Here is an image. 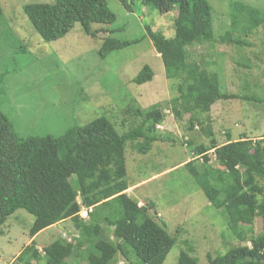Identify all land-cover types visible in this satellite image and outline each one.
Segmentation results:
<instances>
[{
    "label": "rangeland",
    "instance_id": "obj_1",
    "mask_svg": "<svg viewBox=\"0 0 264 264\" xmlns=\"http://www.w3.org/2000/svg\"><path fill=\"white\" fill-rule=\"evenodd\" d=\"M206 1L211 6L215 42L190 48V61L217 74L221 93L264 100V0ZM53 2L0 0V111L16 136L60 137L74 126L101 117L122 135L140 124L141 119L133 115L135 109L157 105L165 119L156 131L165 139L152 144L146 155L136 151L135 143H127L125 165L128 185L135 187L127 196L145 207L155 222L164 224L176 240L163 264H178L181 252L198 264H208V256H221L243 245L227 228V215L211 206L184 166L192 162L204 177L203 160L195 157V149L210 145L212 138L204 134L209 128L219 145L228 135L232 141L243 136L253 141L264 137V103L219 101L202 117L210 121L190 131L188 115L177 122L171 111V102L178 95L176 82L165 78L159 55L144 37L145 26H149L172 39L175 12L161 15L150 6L151 0H133V12L128 13L118 0H106L116 17L112 25H90L95 33L92 38L76 24L63 38L46 43L29 23L23 7ZM106 38L141 41L101 59L99 49ZM146 65L154 73L152 81L133 84ZM68 180L75 186V176ZM33 221L32 215L19 210L0 227V264H25L17 258L30 244ZM62 225L66 232L74 233L71 221ZM102 228V238L115 241L111 231ZM252 229L253 236L262 233L261 218L255 219ZM58 238L63 236L56 228L41 234L35 243L37 251L43 254L44 247ZM72 262L67 259L68 264ZM111 264L129 263L118 254Z\"/></svg>",
    "mask_w": 264,
    "mask_h": 264
},
{
    "label": "trees",
    "instance_id": "obj_2",
    "mask_svg": "<svg viewBox=\"0 0 264 264\" xmlns=\"http://www.w3.org/2000/svg\"><path fill=\"white\" fill-rule=\"evenodd\" d=\"M118 1L126 12H133V0ZM150 6L161 15L176 13L172 39L149 26H145L144 37L159 55L165 78L176 82L178 95L171 102V111L177 122L188 115V130L192 131L197 124L210 121L202 117L219 101L264 103L252 97L221 93L217 74L190 61V48L215 42L211 6L206 0H151ZM23 12L46 43L63 38L76 24L93 38L90 25H112L116 21L106 0H54L51 4L26 5ZM2 16L0 7V19ZM140 41L106 38L99 56L105 59ZM153 76L146 65L132 83L143 85L151 82ZM133 115L141 119L140 124L122 135L107 118L101 117L74 126L60 137L19 139L0 111V227L23 210L34 218L30 238L67 220L74 228L73 234L62 232L71 242L58 238L44 247L43 254L32 241L19 254V261L68 264L67 259L72 258V264H111L119 254L129 264L164 263L176 240L169 236L164 224L155 222L145 207L126 195L129 185L125 150L127 143H135L136 151L146 155L152 144L162 142L165 138L157 134V126L163 124L165 115L157 105L148 110L137 108ZM204 134L212 138L210 145L195 149V157L203 160L204 177H200L192 162L184 167L211 206L227 215V228L243 244L224 255L208 256V264H264V137L253 141L243 136L232 141L228 135V140L219 145L210 128ZM71 176L76 177L75 186L68 180ZM80 205L93 208L87 222L78 216ZM257 217L262 220L263 230L253 236ZM102 225L111 231L115 241L102 238ZM178 264L198 261L181 252Z\"/></svg>",
    "mask_w": 264,
    "mask_h": 264
},
{
    "label": "built area",
    "instance_id": "obj_3",
    "mask_svg": "<svg viewBox=\"0 0 264 264\" xmlns=\"http://www.w3.org/2000/svg\"><path fill=\"white\" fill-rule=\"evenodd\" d=\"M157 129L160 130L161 126H157ZM79 204H80V202H79ZM92 211H93L92 207L87 208V207L80 205V211L78 213V216L83 221L87 222L90 219V214L92 213ZM62 236H63V239H66L68 242H71L72 239L70 237H68L66 233H63Z\"/></svg>",
    "mask_w": 264,
    "mask_h": 264
},
{
    "label": "crops",
    "instance_id": "obj_4",
    "mask_svg": "<svg viewBox=\"0 0 264 264\" xmlns=\"http://www.w3.org/2000/svg\"><path fill=\"white\" fill-rule=\"evenodd\" d=\"M214 106V105H213ZM212 106V107H213ZM223 144V143H222ZM222 144H220V145H222ZM131 189H135V187H133V186H131V185H129V189L125 192L126 193V195H128L127 193H128V191H131ZM129 197V196H128ZM80 201L78 200V203H79ZM68 221V220H67ZM67 221H65V222H67ZM65 222H63V223H65ZM62 223V224H63ZM62 224H60L62 227H63V225ZM53 228H56V229H58L59 230V232H61V230L59 229V228H57L56 226H54V227H52V228H50V229H53ZM64 228V227H63ZM50 229H47V230H45V231H43V232H41V233H39L38 235H36L34 238H30L29 239V243H31L32 241H34L35 243H36V240H37V238L41 235V234H43V233H45L46 231H48V230H50ZM64 230H65V228H64ZM38 249H40L39 247H37ZM6 264H10V263H6Z\"/></svg>",
    "mask_w": 264,
    "mask_h": 264
},
{
    "label": "water",
    "instance_id": "obj_5",
    "mask_svg": "<svg viewBox=\"0 0 264 264\" xmlns=\"http://www.w3.org/2000/svg\"><path fill=\"white\" fill-rule=\"evenodd\" d=\"M56 227L59 228L61 230V232H64L65 231L64 228L60 224L57 225Z\"/></svg>",
    "mask_w": 264,
    "mask_h": 264
}]
</instances>
